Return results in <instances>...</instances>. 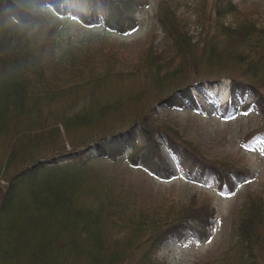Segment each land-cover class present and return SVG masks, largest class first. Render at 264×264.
Wrapping results in <instances>:
<instances>
[{"label":"trees","instance_id":"16d2710c","mask_svg":"<svg viewBox=\"0 0 264 264\" xmlns=\"http://www.w3.org/2000/svg\"><path fill=\"white\" fill-rule=\"evenodd\" d=\"M199 2L197 10L204 16L207 7L208 16L203 23L196 19V34L178 17V2H159L155 18L165 46L158 51L149 44L140 52L135 71L143 82L129 93L125 70L95 74L88 52L69 62L45 59L41 41L28 31L42 20L41 11L52 10L127 35L139 26L134 14L146 0H0V264H160L152 255L169 237L207 236L216 214L207 203L192 199L136 216L108 188L96 186L100 179L90 165L129 148L135 164L166 179L172 173L152 139L163 130L166 147L191 179L216 181L230 192L248 177L246 166L208 159L169 128L152 130L148 119L156 102L202 111L205 98L230 118L237 100L241 110L250 106L248 93L250 104L264 112V27L232 0ZM66 98L72 103L67 110L48 109ZM130 106L133 118L115 119ZM138 135L149 146L139 148ZM251 137L264 139V128ZM231 223L222 264H256L264 254V198L248 195Z\"/></svg>","mask_w":264,"mask_h":264},{"label":"rangeland","instance_id":"374dc122","mask_svg":"<svg viewBox=\"0 0 264 264\" xmlns=\"http://www.w3.org/2000/svg\"><path fill=\"white\" fill-rule=\"evenodd\" d=\"M160 1L162 0H146L147 5L134 14L138 18L139 26L127 35H120L102 25L87 27L77 17L68 20L62 17L63 15L58 17L52 10L41 11L42 20L33 24L28 34L34 37V41H41L45 59L60 58L69 62L72 58L78 59L88 52L94 59L95 74L107 69L114 73L120 69H123L124 73L125 70L127 78L124 77L123 90L136 93L143 82L142 76L138 75L142 72L135 71L140 52L149 47V44L158 51L165 46L164 35L155 18ZM173 1L178 2L176 5L178 17L186 23L189 33L196 34L199 31L196 19L201 18L203 23L208 16V8L203 9L205 15L201 16L197 10L199 0ZM232 1L239 10L250 12L258 25L264 27V0ZM169 65L171 64L163 66L161 72L170 67ZM78 78L80 79L79 74ZM225 90L226 88H223L221 94H224ZM261 91L264 98V87ZM246 100L250 102L252 94L248 93ZM62 105L66 110L70 108L71 98L50 103L48 109L56 112L58 108L63 107ZM134 106L125 108L115 119L126 121L133 118L135 107L138 108ZM240 108L238 105L235 116L226 119L216 102L209 98H205L202 111L194 110L187 104L170 109L156 102L148 118L152 122V130L156 127L169 128L173 136L176 134L183 142L199 146L208 159L214 161L223 159L246 166L249 169L248 177L236 183L230 192L221 191L216 181L205 184L191 179L182 171L166 147L163 130L158 132L155 130L152 139L158 145L159 152L172 173L166 179L152 174L140 164H135L130 158L129 148L121 157L91 161V168L100 179L96 186L108 188L118 202L130 208L131 214L136 216L143 211L151 215L156 206L158 208L166 207L167 204L176 207L186 206L192 199L214 208L216 214L211 220L205 238L196 241L186 237L178 241L169 237L152 255L158 263L222 264L224 260L222 252L226 249L230 237L233 217L248 195H259L264 198V140L251 137L255 131L264 128V112L261 113L252 104L246 110ZM135 142L139 148L149 146L147 138L143 135H138ZM134 259V257L130 259L131 263L136 262ZM232 262L230 259L229 263ZM256 264H264L263 253L259 255Z\"/></svg>","mask_w":264,"mask_h":264},{"label":"bare ground","instance_id":"6f19581e","mask_svg":"<svg viewBox=\"0 0 264 264\" xmlns=\"http://www.w3.org/2000/svg\"><path fill=\"white\" fill-rule=\"evenodd\" d=\"M41 13H42V12H41ZM209 50H210V49H209ZM204 54H205V53H204ZM200 58H201V57H200ZM203 65H204V64H203ZM205 66H206V65H205ZM189 68H190V67H189ZM192 73H193V71H192ZM228 73H229V71H228ZM194 75H195V74H194ZM193 77H194V76H192V78H193ZM202 77H203V76H202ZM202 77H201V78H202ZM188 79H189V78H188ZM196 80H197V79H196ZM200 80H201V79H200ZM204 81H206V80H204ZM200 82H201V81H200ZM222 83H223V82H222ZM103 84H104V83H103ZM126 85H127V84H126ZM223 85H224V84H223ZM102 86H103V85H102ZM105 86H106V85H105ZM100 87H101V86H100ZM184 87H185V86H184ZM222 87H223V86H222ZM105 88H106V87H105ZM108 88H109V87H108ZM103 89H104V88H103ZM103 89H102V90H103ZM130 89H131V88H130ZM126 90H127V89H126ZM126 90H125V91H126ZM103 91H105V90H103ZM107 91H108V89H107ZM99 93H100V92H99ZM101 93H102V92H101ZM205 95H206V94H205ZM24 165H25V164H24ZM31 165H32V164H31ZM25 166H26V165H25ZM32 166H33V165H32Z\"/></svg>","mask_w":264,"mask_h":264}]
</instances>
